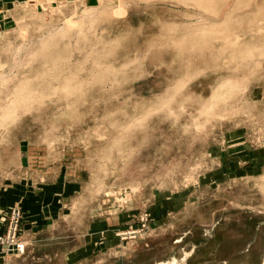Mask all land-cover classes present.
Masks as SVG:
<instances>
[{
	"label": "rangeland",
	"instance_id": "obj_1",
	"mask_svg": "<svg viewBox=\"0 0 264 264\" xmlns=\"http://www.w3.org/2000/svg\"><path fill=\"white\" fill-rule=\"evenodd\" d=\"M110 1L0 26V264H261L264 0Z\"/></svg>",
	"mask_w": 264,
	"mask_h": 264
},
{
	"label": "crops",
	"instance_id": "obj_2",
	"mask_svg": "<svg viewBox=\"0 0 264 264\" xmlns=\"http://www.w3.org/2000/svg\"><path fill=\"white\" fill-rule=\"evenodd\" d=\"M34 1L40 3L44 0H0V26L4 25L6 18L15 13L31 12Z\"/></svg>",
	"mask_w": 264,
	"mask_h": 264
},
{
	"label": "bare ground",
	"instance_id": "obj_3",
	"mask_svg": "<svg viewBox=\"0 0 264 264\" xmlns=\"http://www.w3.org/2000/svg\"><path fill=\"white\" fill-rule=\"evenodd\" d=\"M109 1H110V0H109ZM111 1H114V0H111ZM111 1H110V2H111ZM127 1H130V0H117V5H116L115 7H118V8L123 7V6H125V4H127ZM193 1H194V0H193ZM197 1H198L199 3H201V2H203L204 0H197ZM194 2H195V1H194ZM198 2H197V4H199ZM205 2H206V1H205ZM205 2H204V3H205ZM208 3H209V2H207V4H208ZM203 5H204V4H202V6H203ZM205 5H206V3H205ZM199 6H200V5H199ZM208 6H209V4H208ZM208 6H207V7H208ZM203 7H204V6H203ZM210 7H211V6H210ZM204 8H205V7H204ZM208 8H209V7H208ZM208 8H207V9H208ZM205 9H206V8H205ZM207 9H206V10H207ZM209 10H210V9H209ZM209 10H208V11H209ZM220 29H221V28H220ZM188 32H189V30H188ZM50 36H51V35H50ZM41 53H42V52H41ZM1 76H2V75H0V77H1ZM158 264H162V263H158ZM261 264H264V260H263V262H262Z\"/></svg>",
	"mask_w": 264,
	"mask_h": 264
}]
</instances>
